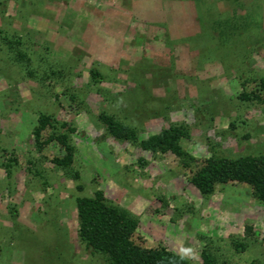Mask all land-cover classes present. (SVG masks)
Returning <instances> with one entry per match:
<instances>
[{
  "label": "rangeland",
  "instance_id": "rangeland-1",
  "mask_svg": "<svg viewBox=\"0 0 264 264\" xmlns=\"http://www.w3.org/2000/svg\"><path fill=\"white\" fill-rule=\"evenodd\" d=\"M112 1L0 0V264H110L78 235L77 199L97 191L139 220L137 244L264 264V204L248 185L204 196L175 155L99 119L141 140L182 126L197 160L264 154V0ZM40 114L54 120L43 141L76 128L72 166L53 162L57 142L36 143Z\"/></svg>",
  "mask_w": 264,
  "mask_h": 264
},
{
  "label": "trees",
  "instance_id": "trees-1",
  "mask_svg": "<svg viewBox=\"0 0 264 264\" xmlns=\"http://www.w3.org/2000/svg\"><path fill=\"white\" fill-rule=\"evenodd\" d=\"M21 58L22 53H18ZM94 78L97 71H91ZM259 92L264 93V79L258 83ZM257 99L261 97L256 95ZM74 100V97L71 98ZM99 119L107 132L116 140L137 144L147 152L176 156L187 170H190V183L206 196L212 194L218 185L230 183L245 184L252 189L253 196L264 204V154L246 155L238 158L211 157L197 160L186 152L181 144L188 137V131L182 126H171L159 133L141 140L136 128L116 119L114 116L100 112ZM54 128L53 117L40 114L38 125L34 130L36 143L40 148L57 142L65 152L53 162L63 168L70 167L75 161V147L70 135L76 128L65 123L63 133H51L43 141L44 133ZM79 219L78 235L93 253L107 256L110 264H194L166 246L147 248L134 241L139 229V220L126 209L110 204L103 191H97L92 197L77 199ZM248 234L253 228L246 227ZM239 248H242L239 245ZM201 264H218L217 258L209 251L202 252Z\"/></svg>",
  "mask_w": 264,
  "mask_h": 264
},
{
  "label": "crops",
  "instance_id": "crops-1",
  "mask_svg": "<svg viewBox=\"0 0 264 264\" xmlns=\"http://www.w3.org/2000/svg\"><path fill=\"white\" fill-rule=\"evenodd\" d=\"M170 1L171 0H161L160 2L167 4V3H170ZM120 2H122V0H113L112 4H117L118 5ZM124 3H128L130 5L131 4L134 5L135 3H143V4H145L146 7L151 9L152 8V4H153V0H124Z\"/></svg>",
  "mask_w": 264,
  "mask_h": 264
}]
</instances>
